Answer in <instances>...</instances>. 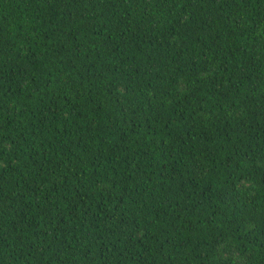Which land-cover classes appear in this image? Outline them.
Here are the masks:
<instances>
[{"label": "trees", "instance_id": "trees-1", "mask_svg": "<svg viewBox=\"0 0 264 264\" xmlns=\"http://www.w3.org/2000/svg\"><path fill=\"white\" fill-rule=\"evenodd\" d=\"M0 264H264V0H0Z\"/></svg>", "mask_w": 264, "mask_h": 264}]
</instances>
